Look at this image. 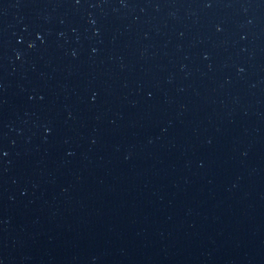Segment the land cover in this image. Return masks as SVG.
I'll use <instances>...</instances> for the list:
<instances>
[{"label": "water", "instance_id": "water-1", "mask_svg": "<svg viewBox=\"0 0 264 264\" xmlns=\"http://www.w3.org/2000/svg\"><path fill=\"white\" fill-rule=\"evenodd\" d=\"M0 264H264V0H0Z\"/></svg>", "mask_w": 264, "mask_h": 264}]
</instances>
